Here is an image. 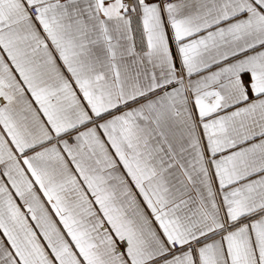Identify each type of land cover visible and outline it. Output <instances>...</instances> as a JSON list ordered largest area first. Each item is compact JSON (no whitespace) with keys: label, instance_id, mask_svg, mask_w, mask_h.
Segmentation results:
<instances>
[{"label":"snow or ice","instance_id":"obj_1","mask_svg":"<svg viewBox=\"0 0 264 264\" xmlns=\"http://www.w3.org/2000/svg\"><path fill=\"white\" fill-rule=\"evenodd\" d=\"M0 264H264V0H0Z\"/></svg>","mask_w":264,"mask_h":264}]
</instances>
